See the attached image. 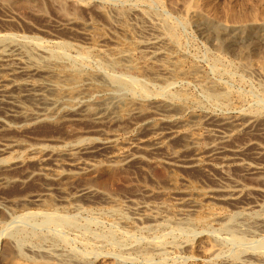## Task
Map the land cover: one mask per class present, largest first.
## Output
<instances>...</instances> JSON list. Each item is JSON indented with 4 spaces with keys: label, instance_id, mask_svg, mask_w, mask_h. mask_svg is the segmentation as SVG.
<instances>
[{
    "label": "rangeland",
    "instance_id": "374dc122",
    "mask_svg": "<svg viewBox=\"0 0 264 264\" xmlns=\"http://www.w3.org/2000/svg\"><path fill=\"white\" fill-rule=\"evenodd\" d=\"M188 1L1 0L0 43L19 45L26 54H37L39 56H36L38 61L43 60V63L44 61L54 63L57 61L72 73L93 74L97 83L111 93L112 101L116 103H123L121 101L127 102L128 100L130 102L132 101L130 99H134L141 100L143 105L146 104L144 106L150 107L164 101L172 102L183 109L182 116L187 120L189 118H191L190 120H197L204 115L208 119L212 118L211 120L252 117L256 121V126L260 125V121L261 125H264V40L259 42L253 38L254 36L251 39L248 33L247 36L254 45L250 47V51L243 50V46L249 45V41L245 40L244 37L242 38L244 40L235 39L233 44H224L220 39H215L214 34L210 31L209 34L202 22L184 18L179 12V8ZM193 1L196 2L199 10L206 14L205 16L220 22L225 27L230 25L248 27L253 23L264 24L263 0ZM5 16L10 18H5ZM147 22L150 27L152 26L151 29ZM67 23L70 24L66 25ZM122 25L127 26L126 29L131 34L128 36L131 38L125 40V46L129 45L130 48H133L135 43L150 38L154 33L150 30H157L156 32H160L159 34L162 35V39L168 42L165 43V47L172 54L174 61L176 63L179 61L181 72L193 74L191 71L193 70L196 73L192 77L186 76L179 81L177 80L170 87H165L162 83L146 75L153 68L145 65L146 57L140 49H133L127 62L119 63L107 59H103V61L102 58L96 57L95 53H84L82 49L84 46L78 37L77 29L88 27V30L95 37H100V35H113L115 37L116 35L121 41H124V34L120 31L124 28ZM119 27L120 29H117ZM140 27H145V29ZM258 33L263 35L264 31L259 29ZM140 38L144 39L141 40ZM75 41L81 45V50L68 45L69 42L75 43ZM217 43L225 45V47L220 48ZM99 99L100 95L98 94H91L90 96L92 103L99 101ZM65 119L54 118L50 121H41L28 126L10 125L9 128L0 129V141L8 140L18 144L10 151L0 155V176L8 179L6 183L0 184V264H5L4 255L5 258L13 256L12 253L8 252L10 250L14 253L17 251L21 253L20 256L22 255L21 258L25 261H40L46 259L43 258L46 256L47 259L51 257V260L57 259L60 262L62 260L63 263L66 260L69 262L67 264H94L100 257L109 255L107 257L115 258L114 260L120 264H125V262L126 264H203L202 259L190 255L187 250L199 240L198 238L201 239L203 236L210 238L219 250L217 258L211 262H206L207 264H239L240 262L242 264L244 262V264L248 262V264H264V207L258 210V208H254V205V207L250 205L249 207L252 209L250 208L245 212L246 215L244 214V216L246 217L239 214L240 208L247 207L250 202H259L264 205V196H262L264 195L263 174H256L251 177V175L241 172L236 166L222 167V171L199 167L181 169L179 166L164 160L166 154L181 151L180 142L172 140V142H167L165 149L161 151L162 153H157L154 156L143 155L139 160H131L122 165L105 163L107 153H100L101 155H97L96 158L99 161L97 166L86 171L70 168L69 172L63 176L49 182L41 176L32 174L36 166L33 159L27 158V148H33L37 145L58 146V141L68 142L72 138L74 139L76 135L86 138L93 137L89 135L91 130L95 128L93 123L87 120L76 122L71 118ZM123 123L109 127L110 131L115 134L116 145L114 151L112 150L115 154L122 152L126 146L124 144L138 132L128 123ZM201 125L197 126L198 130L196 131L204 136L200 146H205L209 141L206 135L213 127L207 126V124ZM246 134L245 132L244 134L243 132L238 133L235 135L237 138L235 136L232 138V143H241V137L245 140L246 137H251L250 135L262 141L254 133H248V136ZM56 141L57 143H55ZM224 178L240 184L239 186L245 190L243 196L228 204H219L207 200V202H203L201 209H198L191 216V219L204 218L208 212H211L221 220L207 226V228L198 223L186 225L178 220L179 216L176 217V214L180 208L176 205V196L169 192L172 182H178L177 185H182L184 182L183 184L189 186L190 190L196 191L210 189L223 182ZM48 186L52 192L47 202L53 206L52 210L58 211H56L58 215L56 214L52 219L46 218V212L50 211L48 208L38 202L35 204V202L27 200L28 197L43 192V189ZM85 186L90 187L94 195L92 194V197L89 196L79 202L82 207L81 211L73 213L68 206L60 203L63 196L74 193L76 189ZM146 190L151 192L150 200L152 202L164 206V209L162 208L159 212L164 218L163 220L167 219V222L159 221L156 222L157 225L153 222L137 223L131 210L127 213L129 208L126 202L132 199L142 201V198L144 199L143 191ZM261 191H263L262 194ZM23 199L24 202L28 201L29 203L26 202L22 205L18 203ZM14 204H17L16 207ZM108 209L111 211L108 212ZM22 211L27 213H24V216H31L19 218L23 215ZM238 225L239 228H237ZM25 240L27 241L25 242ZM44 252L49 255L46 253L47 256ZM41 254L43 255L41 256ZM146 261L147 263H145Z\"/></svg>",
    "mask_w": 264,
    "mask_h": 264
},
{
    "label": "bare ground",
    "instance_id": "6f19581e",
    "mask_svg": "<svg viewBox=\"0 0 264 264\" xmlns=\"http://www.w3.org/2000/svg\"><path fill=\"white\" fill-rule=\"evenodd\" d=\"M175 10H177V9H175ZM179 12L184 16V18H189V19L194 20V21L196 20V22L197 21L202 22L203 25L206 27L207 32L210 31L212 34H214L215 39L216 38L220 39L222 42H224V44H233V41L235 39L236 40L237 39H241V40L245 39V40L249 41V45L243 46V50L250 51L251 50L250 47L254 46V45H253V43H251L252 40L250 42V38H249V36H247L248 33L250 34L251 39L254 36L253 38H256V40H259V42H260V40H264V34L259 35V33H258L259 29H262L264 31V24L257 25L255 23H253L248 27L243 26V25H230V26L225 27L223 24H222L223 25L222 26L220 24V22L218 23L217 21L212 20L210 17L205 16L206 14H203V12L199 10L196 2H194L193 0H189L188 2H186V4H182L181 7L179 8ZM116 14H118V13H116ZM125 14H126V12H125ZM132 15H134V14H132ZM139 16H141V15H139ZM5 18H10V17L5 16ZM118 19H121V18H118ZM114 21H115V19H114ZM253 22H254V20H253ZM118 23H120V21H118ZM69 24L70 23H67L66 25H69ZM147 24H148V22H147ZM148 26H149V24H148ZM122 27H124V26L122 25ZM126 27H124L120 30L122 32V34H124V39H123L124 41H121V39L116 37V35H115V37L113 35H111V36H107V35L101 36L100 35V37H95V35L88 30V27L86 29L79 27L81 29H77L78 30L77 34H78V37L80 38L81 43L84 46V48H82L84 53L85 54L95 53L97 55V56L96 55L95 56L98 58L99 57L102 58V60L107 59L108 61H113V62H117V63L125 62V61L127 62L128 56L130 55L131 52H133V49L134 50L135 49L136 50L137 49L142 50L143 54L145 55L144 57H146V61H147L145 65L153 68L151 72L148 70L150 73L148 72L149 74H146V75L151 77L153 80L162 83L163 86H165V87H168V86L170 87L171 84H173L177 80L179 81L181 78L186 77V76L192 77L194 75V73H196V72H193V70H191L193 74H185L184 72H183L184 73L183 74L181 72L182 71L180 69L181 66L178 64L179 61L176 63L173 59L172 54L165 47V43H168V42H165L166 40L164 41L162 39L163 38V37H161L162 35L159 34L160 32L159 33L156 32L157 31L156 29H155L156 31L150 30L151 32L152 31L154 32V33L152 32L153 33L151 35L152 37L150 36V38H147L143 42L135 43L136 45L133 48H130L131 46H129V45H127L129 47L125 46V43H124L125 40L131 38V37H128V36H131V34H130L129 30L126 29ZM151 27H150V29H151ZM140 28H142V27H140ZM143 28L145 29V27H143ZM117 29H120V27ZM132 29H134V28H132ZM223 29H225V30H223ZM139 30H141V29H139ZM147 30H149L148 27H147ZM203 30H205V29L203 28ZM143 31H141V32H143ZM210 32H209V34H210ZM77 34H76V36H77ZM132 34H133V32H132ZM0 36H1V34H0ZM243 37H244V39H242ZM142 39H144V38H142ZM253 41H254V39H253ZM8 42H11V41H8ZM256 43H258V42H256ZM69 44L71 45V47L75 46L79 49L81 48V45L77 44L76 41H75V43L69 42L68 45ZM219 44L220 43H217V45H219ZM245 44H246V42H245ZM247 44H248V42H247ZM18 46L19 45L11 44V43L10 44L9 43L8 44L7 43L6 44L0 43V129L9 128L10 125H14L16 127H20L22 125L28 126V125L33 124V123H37V122L40 123L41 121H50L54 118H60L61 120L65 119V118H69V119L71 118L72 120H74L76 122H80V121L82 122V121L87 120L88 122H91L95 125V126L93 125L95 128L93 127L94 129L91 130V134H89L90 136L91 135L93 136L91 138H86V137H81V136L76 135L77 137L74 136L75 138L74 139L72 138L71 141H68V142H59L58 141V144H59L58 146H47V145H45V146L44 145H37L36 146L35 145L36 147L27 148V158L33 159L35 161V166H36V167L34 166L36 169H33L34 171L32 172V174H36L38 176L45 178L49 182L50 181L53 182V180L55 181L58 178H60L61 176H63V174H65L66 172H69L70 168L75 169V170H79V171H86V170H89V169L97 166V164H99V161L96 158H97V155H99L100 153H107L106 158H105V163L122 165L124 163L130 162L131 160L132 161L133 160L134 161L139 160L142 158L143 155L144 156L145 155L154 156L157 153H162L161 151L163 149H165L167 142H170V141L172 142V140L173 141L177 140L181 144V151H179V152H182V153L180 154L179 152H177V153L170 152L169 154L165 155L166 157L164 158V160H166L167 162H171L172 164H174L176 166H179L181 169L182 168L190 169L193 167H195V168L199 167L202 169H214L215 171L220 169V171H222V167L236 166V168L238 167L241 172H244L246 175L247 174L251 175V177H252V175H256V174L257 175L258 174L264 175V125H261V121L259 122L261 125V126L259 125L260 126L259 127V126H256L257 125L255 123L256 121H254V119L252 117H246V118L244 117L245 119H242V118L241 119H239V118L238 119L223 118L220 120H211L212 118L208 119L207 117H204L206 115H204L203 117H200V118H198L196 115V117L198 118L197 120H194V119L190 120L191 118H189V120H187V119H184L182 116V114L184 113L183 109L180 106H177L172 102L168 103V102L164 101L163 103L162 102L157 103V104L154 103L155 105L150 106V107L144 106L146 104L143 105L140 102L141 100L137 101L134 99H130V100H132L130 102H128L129 101L128 100L127 102L121 101L123 103H116V102L112 101L111 93L108 90H106L103 86H101L97 83V79L93 74H86L85 73L86 75L85 74L81 75V74L72 73V71L70 72L64 66L57 63V61H56V63L49 62V61H46V62L44 61V63H43L42 62L43 60L38 61L36 59L37 54L36 55L34 54L35 57H34V55H28V54H26V52H24L25 50L23 51L20 48L21 46H19V47ZM219 47L224 48L225 45L224 46L219 45ZM245 56L247 57V55H245ZM37 57H39V56H37ZM40 57H42V56H40ZM46 60H47V58H46ZM108 61H107V63H109ZM242 64L244 65V63H242ZM196 70H198V69H196ZM189 71H188V73H190ZM148 76H146V77H148ZM195 77H196V75H195ZM196 78H194V79L196 80ZM98 80H99V77H98ZM122 85L126 86L125 84H122ZM130 86H131V84H130ZM91 94L100 95L99 101L96 100L97 102L92 103L90 101ZM177 94H178V91H177ZM213 95L215 96V93ZM186 98H188V97H186ZM182 99H184V98H182ZM172 100H173V98H172ZM258 121H259V119H258ZM123 122L128 123L132 128L137 129L138 132L136 133V135L129 138L127 143L124 144L126 146L122 152H120L119 154H115L112 152V150L114 151V149H115L114 147L116 145L115 134H114V132L110 131L109 127L112 125H116L117 123L122 124ZM201 124H207V126L210 125L211 127H213V129L210 130L206 135V137H208L207 139H209V141L205 146H200V143H201L202 139L204 138V136L201 133L200 134L197 133V131H196V130H198L197 126L201 125ZM242 132H243V134H244V132L247 134L248 133H254V135L259 136L262 139V141L257 140L256 137H252V135H250L251 137H249L246 134L249 138L246 137L247 138L246 139L244 137L245 138V140H244L241 137V141H242L241 143L240 142L239 143H237V142L232 143V138L235 135H238V133H242ZM259 137H258V139H259ZM46 143H47V141H46ZM55 143H57V141ZM15 146H18V144H16V142L8 141V140L0 141V155L5 153V152L10 151ZM169 151H171V150H169ZM11 158H13V157H11ZM102 162H104V161H102ZM174 168H176V167H174ZM223 180H224L223 182L218 183L217 185H215L214 187H212L210 189H205V190L199 189L196 191L190 190L189 186H187L186 184H183L184 182L182 183V185L181 184L177 185V183H178L177 181H176L177 183L172 182V184L170 185L171 191H169V192H172L176 196V205H178L180 208L178 210V214H176V217H177V215L179 216L178 220L179 221L181 220L183 222V224H186V225L198 223V224L202 225V227H205V228H207V226L215 224L216 222L221 220L216 216V214H213L211 212L209 213L208 211H207L208 213L205 215L204 218L191 219V216H192V214L196 213L198 211V209H201L202 204H204L203 202H207V200H211V201L219 203V204H226V203L228 204L229 202L234 201V200L238 199L239 197L243 196L242 194L245 193V190L243 188H241V186H239L240 184L238 185V183L236 181L231 180V179L226 180V178H224ZM7 181H8L7 178L0 176V184H4ZM179 182H180V180H179ZM43 190L44 191L41 193L32 195L30 197L27 196L28 197L27 200H29L30 202L33 201V202H35V204H37L36 202H38L39 204L43 205L45 208H48V210H50V211L46 212L47 217L46 216L45 217L52 219V217H55L57 214L56 213L57 210L56 211L52 210L51 208L53 206L50 204V202H49V204L47 202L48 199H50L49 197H50V194L52 192V189L48 186V187H45ZM143 192L144 193L142 195L144 196V199L142 198V201H137V199L136 200L132 199V200H129L128 202H126L128 208H129V210H127V213H128V211L131 210V212L134 216V220L137 223H139V222L140 223L141 222L156 223L159 221H161V222L166 221L167 219L163 220L164 218L160 215V212H161L160 210L164 206L156 204L150 200L151 199L150 198L151 192H148L147 190L143 191ZM262 193H263V191H261V194ZM92 194H93V190L90 187H86V186L80 187V188L76 189L74 191V193H71L69 195H65L62 198L60 197L61 198L60 203L62 205L68 206L73 213L78 212V211H81V209H82L79 202H81L82 199H85L89 196L92 197ZM262 196H264V195H262ZM140 197H142L141 194H140ZM244 200H247V199H244ZM24 201L25 200L23 199V200H20L18 203H20L22 205L23 203L28 202V201H26V202H24ZM46 202H47V204H46ZM16 205L14 207H16ZM250 205H252V206L254 205L255 207L254 206L253 207L258 208V210H259V208L264 207V205H261L259 202H250L247 205V207L245 206V207L240 208L239 214L240 215L242 214L243 216H244V214L246 215L245 212H247L251 208V207H249ZM114 209H115V207H114ZM110 211L108 209V212H110ZM164 211H166V210H164ZM41 212H43V211H41ZM72 212H69V213L72 214ZM24 213H26V212H23V215L19 218L31 216V215H25L24 216ZM112 214L114 215L113 212H112ZM63 215H62V217H63ZM123 215H124V213H123ZM59 216H61V215H59ZM110 216H112V215H110ZM126 216L127 215L125 214V217ZM62 217H59V218H62ZM244 217H246V216H244ZM256 218H258V217H256ZM65 220H67V219H65ZM243 222H245V221H243ZM117 223L119 224V222H117ZM157 224L158 223H156V225ZM229 224H230V222H229ZM165 225H166V223H165ZM177 225H179V224H177ZM180 226H181V224H180ZM157 228H158V226H157ZM237 228H239V225ZM243 228H241V229H243ZM146 229H147V226H146ZM189 229H190V227H189ZM222 229H224V227ZM214 230H215V228H214ZM180 231H182V230H180ZM198 239L199 240L197 242H195V244L191 245L190 247L188 246L189 248L187 250L189 251L190 255L197 256L198 258L202 259L203 264L208 262V261L211 262L214 259H216L218 256L219 250L217 249L218 247H216L215 244H213L214 242L212 243L210 238H208L207 236H203L201 239L200 238H198ZM26 241L27 240H25V242ZM17 242H15V243L17 244ZM8 243H9V241H8ZM113 244H114V242H113ZM5 245L7 246V243ZM11 246H10V248L13 247V246L12 247ZM176 247H178V246H176ZM7 248H9V247H7ZM24 248H25V246H24ZM172 249H174V248H172ZM7 250H9V249H7ZM49 250H51V249L49 248ZM58 250H59V248H58ZM8 252L12 253L13 256L5 258V255H4L3 259H4L5 264H67V263H69L65 259L64 260L66 262L64 261V263H63L62 260H61V262H60V260H57V259L51 260L52 259L51 257H48L50 259H47L46 256L43 257L46 259H42L40 261H25L21 258L22 255L20 256L21 253H18V251L16 253L11 252V250ZM170 252H171V250H170ZM44 253L46 254L47 252H44ZM63 254H62V256H63ZM42 255L43 254H41V256ZM64 255L66 256V254H64ZM38 256H39V254H38ZM58 256L60 257V255H58ZM107 256H109V255L102 256L100 258L98 257L99 259L94 264H120L119 262L114 260L115 258L111 259L110 257H107ZM53 258H56V257H53ZM26 259H27V257H26ZM36 259H38V258H36ZM55 261H57V262H55ZM121 261L123 263L122 259H121ZM147 261L145 263H147ZM243 262H244V260H243ZM240 263L242 264V262H240ZM248 263H246V264H248ZM71 264H75V263H71ZM125 264H126V262H125Z\"/></svg>",
    "mask_w": 264,
    "mask_h": 264
}]
</instances>
